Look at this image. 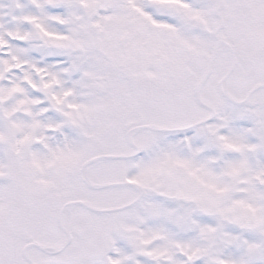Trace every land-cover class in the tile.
<instances>
[{"label": "snow or ice", "instance_id": "1", "mask_svg": "<svg viewBox=\"0 0 264 264\" xmlns=\"http://www.w3.org/2000/svg\"><path fill=\"white\" fill-rule=\"evenodd\" d=\"M0 264H264V0H0Z\"/></svg>", "mask_w": 264, "mask_h": 264}]
</instances>
